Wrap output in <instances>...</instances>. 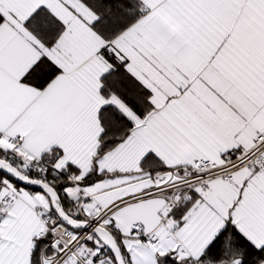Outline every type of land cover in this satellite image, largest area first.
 <instances>
[{
  "label": "snow or ice",
  "instance_id": "obj_1",
  "mask_svg": "<svg viewBox=\"0 0 264 264\" xmlns=\"http://www.w3.org/2000/svg\"><path fill=\"white\" fill-rule=\"evenodd\" d=\"M0 264H264V0H0Z\"/></svg>",
  "mask_w": 264,
  "mask_h": 264
}]
</instances>
